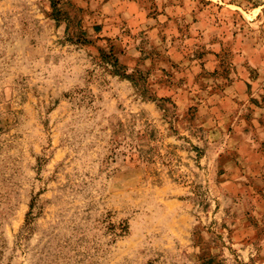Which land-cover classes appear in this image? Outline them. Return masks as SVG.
Here are the masks:
<instances>
[{
  "label": "rangeland",
  "instance_id": "374dc122",
  "mask_svg": "<svg viewBox=\"0 0 264 264\" xmlns=\"http://www.w3.org/2000/svg\"><path fill=\"white\" fill-rule=\"evenodd\" d=\"M0 264H264V0H0Z\"/></svg>",
  "mask_w": 264,
  "mask_h": 264
},
{
  "label": "trees",
  "instance_id": "16d2710c",
  "mask_svg": "<svg viewBox=\"0 0 264 264\" xmlns=\"http://www.w3.org/2000/svg\"><path fill=\"white\" fill-rule=\"evenodd\" d=\"M29 213H30V212H29ZM29 213H28V214H29Z\"/></svg>",
  "mask_w": 264,
  "mask_h": 264
}]
</instances>
